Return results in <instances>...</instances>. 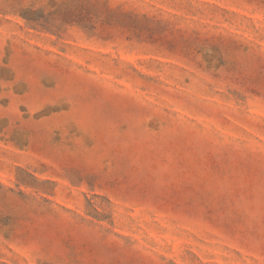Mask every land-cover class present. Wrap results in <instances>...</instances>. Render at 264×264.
Listing matches in <instances>:
<instances>
[{
    "label": "rangeland",
    "instance_id": "1",
    "mask_svg": "<svg viewBox=\"0 0 264 264\" xmlns=\"http://www.w3.org/2000/svg\"><path fill=\"white\" fill-rule=\"evenodd\" d=\"M0 264H264V0H0Z\"/></svg>",
    "mask_w": 264,
    "mask_h": 264
}]
</instances>
